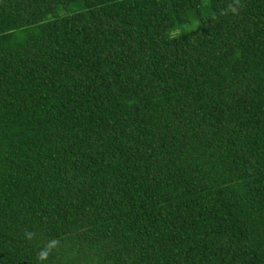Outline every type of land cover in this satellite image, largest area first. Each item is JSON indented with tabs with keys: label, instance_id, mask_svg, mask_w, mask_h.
<instances>
[{
	"label": "trees",
	"instance_id": "trees-1",
	"mask_svg": "<svg viewBox=\"0 0 264 264\" xmlns=\"http://www.w3.org/2000/svg\"><path fill=\"white\" fill-rule=\"evenodd\" d=\"M0 264H264V0H0Z\"/></svg>",
	"mask_w": 264,
	"mask_h": 264
},
{
	"label": "clouds",
	"instance_id": "clouds-1",
	"mask_svg": "<svg viewBox=\"0 0 264 264\" xmlns=\"http://www.w3.org/2000/svg\"><path fill=\"white\" fill-rule=\"evenodd\" d=\"M29 238H31V236L29 235ZM53 245H49L48 246V250L50 251L51 250V247H52ZM47 255H48V252H42V253H40V254H38V259H40V260H45V259H47Z\"/></svg>",
	"mask_w": 264,
	"mask_h": 264
}]
</instances>
